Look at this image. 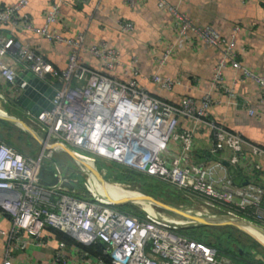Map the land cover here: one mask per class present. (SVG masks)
<instances>
[{
    "label": "built area",
    "instance_id": "obj_1",
    "mask_svg": "<svg viewBox=\"0 0 264 264\" xmlns=\"http://www.w3.org/2000/svg\"><path fill=\"white\" fill-rule=\"evenodd\" d=\"M27 3L28 0H16L10 5H0V24L33 31L51 42L65 43L69 47L66 66L55 68L18 39L0 35V106L18 105L17 99L22 93L15 81L18 71L29 70L51 86L55 94L50 109H44L37 116L26 109L23 111L28 125L39 133L43 149L52 146L61 150L66 146L80 154L88 152L89 157L115 162L171 183L184 190L185 197L202 198L205 200L202 207L210 215L243 218L264 227L261 183L249 181L243 186L235 185L220 159L205 162L189 159L194 151L193 131L198 124L210 130L208 153L211 156L229 149L232 151L230 162L237 163L243 147L264 155L263 147L209 116V106L217 102L210 92L202 95L198 105L191 98L172 104L139 86L135 57L130 61L131 77L127 80L88 67L82 61V53L100 59L103 68L112 72L122 64L120 52L104 43L84 45L82 34L64 37L51 32L49 27L59 16V2L51 4L43 25L34 26L26 14L20 13ZM157 4L172 14L176 27V38L165 47L160 64L194 36L201 45L219 51L211 78L213 87L221 86L223 69L230 65L240 71L242 78H249L264 89V76L236 59L237 25L226 38L210 25L193 23L177 5L165 0H157ZM118 26L122 31L133 27L128 21H118ZM10 59L15 61L18 71L10 65ZM147 78L165 90L174 84L170 77L158 74ZM227 95L231 96L232 92L228 91ZM4 111L6 115L11 114ZM248 111L252 113L251 109ZM179 118L189 121L191 129L179 132ZM171 137L178 142L179 153L167 150ZM41 154L31 158L0 136V189L9 191L7 198L0 197V210L11 218L10 238L18 239L19 232L25 231L34 242L41 243L42 230L51 226L98 248L93 253L76 249L75 256L83 264H233L210 245L178 233L176 223L152 211L145 210L142 214L123 211L113 201L102 199L103 194L96 188L100 183L91 170L83 182V191L66 187V182L75 181L57 166L52 173L55 182L41 184L37 173ZM59 246L63 248L64 244ZM4 264L11 261L6 259Z\"/></svg>",
    "mask_w": 264,
    "mask_h": 264
},
{
    "label": "crops",
    "instance_id": "obj_2",
    "mask_svg": "<svg viewBox=\"0 0 264 264\" xmlns=\"http://www.w3.org/2000/svg\"><path fill=\"white\" fill-rule=\"evenodd\" d=\"M15 1L0 0V5H10ZM165 1L177 5L196 25H210L223 37L229 38L232 28L237 25L236 59L249 70L264 76V0ZM54 2H59V16L50 25L51 32L64 37L82 34L84 45L104 43L106 47L116 48L120 52L122 64L115 71H106L100 59L82 53L85 65L127 80L131 77L130 61L135 57L139 86L149 94L172 104L191 98L198 105L202 95L210 92L217 102L209 106V116L228 130L240 133L246 140L264 148V89L253 80L242 78L240 71L230 65L223 69L221 86L213 87L211 78L219 57L215 47L203 46L191 36L188 43L176 48L165 63H159L165 47L176 38V27L172 14L166 8L159 7L157 0H28L20 13L26 14L33 25L39 27L43 25L45 14ZM118 21L131 22L133 27L129 31H122ZM0 35L18 39L55 68L63 69L66 66L69 47L65 43L51 42L33 31L12 29L10 25L2 24ZM9 63L18 71L13 59ZM126 70L127 73L124 72ZM151 74L170 77L174 81L172 88L161 89L147 78ZM228 91L232 92L231 96L227 95ZM14 110L23 112L25 109L19 107ZM191 127L189 121L179 118V132ZM192 140L194 151L189 156L190 161L220 159L222 163L225 161L234 165L242 175L240 184L233 182L235 185L243 186L255 181L264 186V155L243 147L237 163L230 162L232 151L229 149L211 156L208 153L210 130L199 124L194 128ZM167 150L174 153L181 151L173 137L167 142ZM11 228L10 216L0 210V264H4L6 259L11 264H83L75 256L76 249L90 253L96 251L93 245L84 244L68 233L65 234L72 241L58 239L50 229L55 228L51 226L42 230L41 243L34 242L25 231L19 232L18 239H12L9 237ZM60 243L64 244L63 248L59 246Z\"/></svg>",
    "mask_w": 264,
    "mask_h": 264
},
{
    "label": "rangeland",
    "instance_id": "obj_3",
    "mask_svg": "<svg viewBox=\"0 0 264 264\" xmlns=\"http://www.w3.org/2000/svg\"><path fill=\"white\" fill-rule=\"evenodd\" d=\"M14 106L16 110L19 109L18 105ZM14 106L10 104L2 105V107L6 109L8 113L13 114V112H15L14 115H8L19 117L29 127L32 133H30L29 130L23 128L18 123L10 122V125L7 127L0 126V136L4 139L5 137H7L6 134L12 131L15 135V138L17 137L15 140H12V143H17L21 146V150H19L21 151V153L28 155L31 158H37L40 153H42L40 158V166L37 172L39 178L42 179L40 180L41 184H53L55 182V178L53 177L52 173L54 171V168L57 166L67 176V178H73L75 181H72L73 183L69 181V183L66 182V187L71 188L74 186L78 190L83 191L85 190L83 182L89 177L88 174H90V170L93 168L109 184H106L105 186H96L99 192L103 194L102 198H106L107 200L111 199V201L128 200L127 202H125V204L121 205L123 206L129 204V208L123 211H130V208H132V210L144 213L146 209H144V207L141 205L143 204L147 207H150V211L159 214L163 219L171 221L172 223H176L179 228L196 225L190 220L181 218L160 207L146 204L142 201V197H148L169 204L167 202H169L168 198H170L174 199V203L176 204V206L174 205V207L193 211L195 213L202 214L203 216H206L210 219H222L221 217L210 215L204 209H202V205L205 204V200L203 201L202 198L185 197L183 195L184 190L179 189L175 185L167 183L157 177L129 170L115 162H105L99 158L89 157L88 152L82 151V153L80 154L76 149L70 148L73 152L72 154L65 152L64 149L58 150L57 148H54L52 146H48L43 149L40 141H38L39 133L36 131L35 127H30L28 125V120L25 118L23 112L21 110L15 111ZM10 145L16 148L15 145ZM82 158L90 162L91 166L87 164ZM90 167L92 168L90 169ZM93 183L95 184L96 182ZM114 186L122 188L126 191L115 188ZM124 192L126 194H124ZM131 197H133V199L136 201L132 200ZM237 222L238 224L240 223V227L234 225L229 226L233 228L232 234L236 238L237 243L242 248H244L243 250H241L240 248L238 252L236 250L237 243L234 240H232L231 243L227 239L222 248L217 246V248H215L214 246L211 247L215 248L218 251L219 255L229 258L233 264H254V257L256 259L257 257H259V254L264 256V241L263 243L260 241L261 236H259L256 232H248L244 229V227L242 228L241 225H246L244 222ZM250 227L251 229L253 228L252 226ZM255 231H258L261 235L264 236V233H262V231H260L259 229H255ZM202 242L206 243L204 241Z\"/></svg>",
    "mask_w": 264,
    "mask_h": 264
},
{
    "label": "water",
    "instance_id": "obj_4",
    "mask_svg": "<svg viewBox=\"0 0 264 264\" xmlns=\"http://www.w3.org/2000/svg\"><path fill=\"white\" fill-rule=\"evenodd\" d=\"M15 81L17 85L22 89V93L17 99V104L30 111L34 115H39L44 109H50L51 107V99L53 98L55 94V90L49 86L47 83L43 82L42 80L38 79L36 76H34L33 73H31L29 70L24 71H18ZM0 119L10 121V122H16L19 125H21L23 128L29 130L30 133L32 131L29 129V127L19 118L11 115H0ZM39 140V139H38ZM63 149L65 152L72 154V150L69 147L63 146ZM225 166H227L228 173L232 177V180L235 184H240V181L242 179V175L239 174L236 167L234 165H231L228 162H223ZM92 167H90L91 169ZM92 173L95 175L96 180L100 185L105 186L108 184L99 173L95 169H91ZM9 193L8 190L0 189V197L7 198V194ZM128 200H121V201H113L116 205L122 204L127 202ZM142 201L151 205H155L157 207H160L166 211H169L170 213H173L181 218L187 219L192 221L196 225H208V226H221V225H234L239 226L237 221L244 222L246 225H250L255 229H259L264 233V228L260 225L251 222L250 220L243 219V218H236V219H210L206 216H203L202 214L195 213L189 210L180 209L177 207H174L172 205L166 204L164 202L151 199L148 197H142Z\"/></svg>",
    "mask_w": 264,
    "mask_h": 264
},
{
    "label": "trees",
    "instance_id": "obj_5",
    "mask_svg": "<svg viewBox=\"0 0 264 264\" xmlns=\"http://www.w3.org/2000/svg\"><path fill=\"white\" fill-rule=\"evenodd\" d=\"M9 125H10V121L0 119V126L7 127ZM6 136L7 137H5L6 139L4 138V140L6 142H8V144L10 143V144L15 145V147L17 148L18 151L21 150L20 145H18L17 143H12L13 142L12 140H15L17 138V137L15 138V135L12 131L8 132L6 134ZM19 152H21V151H19ZM168 201L169 202H167V203H169L173 206L174 205L176 206V204L174 203V199L168 198ZM122 204H125V203H122ZM122 204H119L120 206L116 205V207L120 210H125V209L129 208V204L121 206ZM123 207H125V208H123ZM130 211L137 213V214H142L136 210H132V208H130ZM50 229L54 232L55 235H57L58 239L64 240L65 242L72 241V238L69 235H67L61 231L52 229V228H50ZM232 231H233V228L229 225H221V226L192 225V226L180 227L178 229V233L185 235V236H188L189 238H192L194 240H198L201 242L204 241L208 245L214 246L215 248H217V247L222 248L223 245L225 244L226 239L229 240L231 243H232V240H234L237 243V240L233 236ZM236 246H237L236 250L238 252H239L240 248H241V250L244 249L238 243L236 244ZM96 252H98V248H96ZM256 254H258V253H256ZM253 263L254 264H264V256L259 254V257H257L256 259L254 257Z\"/></svg>",
    "mask_w": 264,
    "mask_h": 264
},
{
    "label": "bare ground",
    "instance_id": "obj_6",
    "mask_svg": "<svg viewBox=\"0 0 264 264\" xmlns=\"http://www.w3.org/2000/svg\"><path fill=\"white\" fill-rule=\"evenodd\" d=\"M0 115H3V116H5L6 115V113H5V111H4V109L0 106ZM52 144V143H51ZM59 150V149H58ZM87 164H89L90 166H91V163L90 162H88L87 160H85L84 158H82ZM109 185V184H108ZM111 186H113V185H111ZM115 188H118V189H120V190H123V191H126V190H124V189H122V188H119V187H116V186H114ZM124 194H126L125 192H124ZM131 199L132 200H134L133 199V197H131ZM134 201H136V200H134ZM139 203V202H138ZM145 203V202H144ZM141 204V203H140ZM146 204H148V203H146ZM143 207H144V209H146L147 211H150L151 210V208L150 207H147V206H145V205H143V204H141ZM200 209V208H199ZM203 209V208H202ZM194 210V209H193ZM196 211V210H195ZM193 212V211H192ZM202 212H204V211H202ZM157 214V213H156ZM159 215V214H158ZM223 219V218H222ZM240 224V223H239ZM242 226V228L244 227V229L245 230H247L248 232H250V231H254V232H256L259 236H261V238H260V241L263 243V241H264V236L263 235H261L258 231H255V229H251V227H250V225H241Z\"/></svg>",
    "mask_w": 264,
    "mask_h": 264
}]
</instances>
